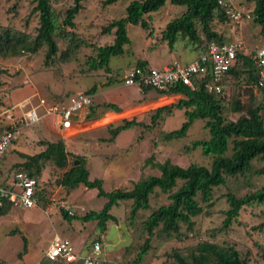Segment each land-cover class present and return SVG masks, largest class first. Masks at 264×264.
<instances>
[{"label":"rangeland","instance_id":"1","mask_svg":"<svg viewBox=\"0 0 264 264\" xmlns=\"http://www.w3.org/2000/svg\"><path fill=\"white\" fill-rule=\"evenodd\" d=\"M105 1L83 0L82 9L76 15L74 28L71 29L62 23L66 11L73 5V0H50L53 14L58 21V31L55 35L58 52L51 61L47 62L45 59L47 51L45 46L34 53L21 52L15 57L5 58L0 54V115L25 100L33 106L38 104L39 99L46 100L48 104H65L73 95L87 94L91 89L94 91L106 89L114 82L113 87L118 88L119 91L114 93V102H112L116 109L122 107V98L139 95L138 87L124 85V74L134 68L138 62H146L147 67H151L149 64L152 61L154 64L157 58L166 54L167 47L162 39V32L166 25L180 17L186 8L173 6L167 0L159 11L144 16L149 25L148 30L128 24L126 31L130 44L124 47L123 55L110 59V71H107L103 67H95L98 49L112 45L115 36L114 30L109 34H103L102 30L113 20L124 18L127 6L134 0H117L113 4H105ZM228 1L248 17H244L241 25L228 20L221 22L215 18L211 24L212 31L223 42L241 36L248 53L251 54L256 49L264 48L261 27L253 21V4L244 0ZM33 8L32 0H0V34L7 29L10 32L25 34L33 40L39 27L38 14L33 12ZM197 30L201 40L199 50H195L193 44L182 37L176 41L178 63H188L204 50L208 41L198 24ZM72 46L76 47L71 49ZM241 69L237 68L239 75H228L229 77L217 83L222 93L205 89L208 93L217 94L222 98L223 115L227 120L233 121L238 118V115L229 110L230 103L236 100L245 106L252 101L256 106H262L261 116L264 120V91L257 89L248 79L245 72L247 69ZM150 91L157 93L153 89ZM178 95L168 96L170 100L164 107L173 106L185 99ZM95 105L93 102L91 108L85 109L88 115L87 121L96 120L91 119L94 116V109L96 111L99 108L98 115H103L107 110L105 104L100 101L97 107ZM135 110L120 120L96 123L88 130L78 133L76 138L81 136L76 140L81 143L79 146L67 144L69 140L62 137L58 129L60 122L58 114L46 115L35 126L23 128L25 130L13 143L8 154L14 156L16 161H20L23 159L21 155H35L43 151L44 142L59 140L66 142V150L68 146L71 150L93 153L97 149L85 147L83 141L85 133L93 132L87 135V137L94 135L92 139L99 137L98 139L102 141L104 139L110 141L109 129L120 125L126 119L135 121L138 126L122 131L115 137L111 147L104 146L103 149L98 150L97 154L107 155L109 158L105 160L103 157L100 160L93 156L88 160L90 180H101L106 192L130 189L142 175L159 176L158 169L153 166L154 163L170 161L182 168L192 164L210 168L212 156H204L200 148L188 150L193 141L209 138L204 120H196L183 139L169 141L164 135L181 127L186 120L184 109L173 111L171 115L162 113L155 123H152L151 117L158 110L157 107L147 111ZM21 112L15 109V117H20ZM99 130L101 132H95ZM85 141L91 143L90 139L86 138ZM231 148L230 144L227 156L232 154ZM116 150L121 151L116 153ZM114 153L116 154L113 157H122L120 162L123 165L110 158ZM74 156L69 153L70 162ZM150 157H152L150 164L145 163ZM16 164L18 163L5 162L3 170L7 173L15 172ZM63 173L64 170L46 164L42 175L38 177L40 186L37 191L40 193L37 206L32 209L13 208L0 216V264H25L20 263L19 254H22L21 261L26 254L29 255L27 264H40L44 259L45 250L55 235L68 238L82 255L87 254L94 243H98L101 247L99 258L105 261V264H134L135 261L136 264H174L169 257L174 249L187 254L201 242L219 246L227 244L234 247L240 257L246 259L249 264H264L261 258L264 251V235L259 231V225L264 223V205L252 204L243 207L239 216L227 228L223 226L225 212L229 209L226 194L231 193L240 198L261 189L264 186V161L255 160L249 173L227 178L225 186L213 189L211 207H206L199 201L203 213L192 219L194 222L192 232H187L186 226H182L180 242L177 238H160L155 232L154 237L150 238L147 253L139 260L137 259L140 247L146 237L145 232H142V221L147 218L148 212L141 213L131 225L127 219L129 204H120L110 211L115 221H109L106 231L102 233L97 222H84L82 218L91 211L99 212L106 200L97 197L96 189H87L83 186L67 192L58 184ZM119 173L130 174L128 177L130 181L118 182L109 179V176H117ZM130 182H133L132 185L128 184ZM166 202V195L158 192L157 196L152 198V208H158ZM61 203L75 219L68 221L62 217Z\"/></svg>","mask_w":264,"mask_h":264},{"label":"trees","instance_id":"2","mask_svg":"<svg viewBox=\"0 0 264 264\" xmlns=\"http://www.w3.org/2000/svg\"><path fill=\"white\" fill-rule=\"evenodd\" d=\"M83 0H73V5L66 11L63 25L71 29L74 28V19L82 9ZM117 0H106L105 4H113ZM170 4L177 7H185L184 13L170 21L162 32V39L169 50H172L176 41L180 37L190 41L195 50H199L201 43L197 30L200 25L206 40L203 54L209 43H224L221 38L212 31L211 24L215 18L221 22L230 21L223 8L218 4L219 0H169ZM253 4V21L261 27L264 35V0H244ZM34 4L33 12L38 14L39 27L33 40L22 33L3 30L0 34V54L3 57H15L21 52L34 53L41 47H46V61H51L57 55L58 45L55 35L58 31V21L53 14L50 0H32ZM167 0H134L126 8L124 18L113 20L103 28V34H109L114 30L115 40L112 45L98 49L96 68H105L110 71L109 63L112 57L124 54V47L130 44L126 26L128 24L139 26L143 30H148V22L145 15L159 11ZM76 46H72L74 49ZM199 54L197 57H199ZM135 67L147 68L146 62H138ZM240 67L247 73L248 79L255 85L258 81L257 69L250 58L238 54L237 62L232 67L229 75H239L237 68ZM241 69V70H242ZM1 72V71H0ZM206 80H193V89L177 86L171 87L167 91H156L159 94H180L185 99L180 100L173 106L162 107L156 110L152 117V123L162 113L173 114V111L184 109L185 121L177 130H173L164 135L166 140H179L186 137L190 127L196 120H204L205 128L208 130L207 140H197L191 143L188 150L201 149L204 156H212L213 160L210 168L189 165L182 168L172 164L170 161L154 163L158 169L159 176L145 175L133 184L130 189H115L106 192L103 189L102 181L99 179L90 180L86 168L85 159L74 156L70 162L62 140L57 142H44L45 149L35 155H21L23 163L16 164L15 172L25 173L30 178L38 177L43 173L46 164H50L57 169L64 170L58 180V184L67 192L76 190L79 186L87 189H96L97 197L106 200L99 212L91 211L82 220L84 222H97V226L102 233L106 231L109 221H115L110 211L120 204H129V215L127 217L131 225L143 212H148L147 218L142 221V232L146 237L140 247L138 259L142 258L149 249L150 238L157 232L158 237L164 239L177 238L181 241V228L186 226L187 232H192L194 228L193 218L203 213V208L199 201L206 207L212 205L213 189L226 185L227 178L244 176L250 172L252 163L264 161V120L261 116L262 106H256L252 101L249 105H243L239 100L231 102L229 110L238 115L236 120H227L223 115V100L219 95L208 93L205 89ZM142 92H148L151 88L140 87ZM264 91L262 89H259ZM94 92L91 89L87 94ZM107 108L117 110L114 105H107ZM138 126L133 120H123L122 123L109 129L110 139L113 140L120 132L130 130ZM232 145V154L227 153ZM152 157L145 163L150 164ZM40 186V185H39ZM160 192L166 195L167 202L158 208H152V198ZM40 191H37V203ZM229 209L225 212L223 226L227 228L233 220L239 216L243 207L252 204L264 205V186L243 197H236L231 193L226 194ZM11 208L5 205L0 208V216L5 215ZM61 215L65 220L75 219L70 213L62 208ZM259 231L264 235V223L259 225ZM26 252V249L23 251ZM169 257L174 264H249L246 259H242L238 251L227 244L222 246L209 242H201L193 247L187 254H182L179 249H174ZM264 262V251L261 254ZM22 259V254L18 255ZM49 264H68L60 260H49L44 257L40 262ZM80 264V263H73ZM105 264V263H104ZM136 264V261L135 263Z\"/></svg>","mask_w":264,"mask_h":264},{"label":"built area","instance_id":"3","mask_svg":"<svg viewBox=\"0 0 264 264\" xmlns=\"http://www.w3.org/2000/svg\"><path fill=\"white\" fill-rule=\"evenodd\" d=\"M218 4L232 23L242 24L245 14L241 13L231 1L219 0ZM238 54L250 56L258 74L255 86L257 89L264 90V48L256 49L252 54L248 53L239 35L229 42L209 43L203 54L186 64L175 61L162 68L134 67L126 72L123 83L128 87H148L155 91H167L177 86L193 89V80H206L205 88L208 91L222 93L217 83L229 75L237 62ZM91 104L92 96L82 93L69 97L65 104H48L44 99L38 100V108L43 110V116L52 114L60 116L58 127L63 132L71 129L73 119ZM30 106V103L25 100L20 105L3 111L0 115V208L5 205L17 209H32L37 206L36 193L40 185L37 179L30 178L22 172L7 173L3 170V158L9 151L11 143L18 137L20 128L34 126L41 119L36 109ZM15 109L22 111L20 117H15ZM25 109L27 110L24 111ZM61 206L64 207L62 203ZM100 252V245L94 243L91 250L82 255L68 238L55 235L45 250L44 257L68 264L77 262L104 264L105 261L99 258Z\"/></svg>","mask_w":264,"mask_h":264},{"label":"crops","instance_id":"4","mask_svg":"<svg viewBox=\"0 0 264 264\" xmlns=\"http://www.w3.org/2000/svg\"><path fill=\"white\" fill-rule=\"evenodd\" d=\"M176 52H177V47H175V45H174L173 49L171 50V52L169 51V49L167 47L166 54H164L161 58H157L156 59V62H154V64H153V61H152V63L149 64V65H151V67L162 68V67H165V66L169 65L172 62H175V61L178 62V60L176 58ZM196 58H197V55H195L194 58L192 60H190L189 62L194 61ZM227 77H229V76H227ZM114 84H115V82L112 83V84H110L109 86H107L106 89H97L94 92H92V94H91V96H92V104L94 102L96 104L95 107L98 106L99 101L102 104H105V106H107V105H113L112 102H114L113 101L114 93L115 92H119L117 90L118 88L113 87ZM137 92H138L139 95H137L136 97H124V98H122V100H121L122 107L121 108H118L117 110H112V109H108L107 108V110H105V112H104L103 115H98L99 108H97L96 111L94 109L93 110L94 111V116L91 119H96V120L87 121V119H86L88 117L87 113H85V110L81 111L73 119V126H72L71 129L63 132L58 127L59 131L61 132L62 137L64 139L69 140V143H67V144H72V145L79 146V145H81V143L79 141H76V140H78L81 136H79V137L76 138V135L78 133L84 132L85 130H88L90 127H92V125H94V124L96 125V123L97 124H101V123H109V122H114L116 120H120L121 118H124L126 114L130 113L132 110H135V109L136 110L138 109L139 111L153 110L156 107L158 109H160V108H162L161 106L164 107V105L170 100V98L168 96L171 95V94H159V93H155L153 91L142 92L141 88H139V87L137 88ZM178 96H180V98L183 97L180 94ZM92 104H91V106L88 107V109L92 107ZM18 105H20V103ZM30 107L35 108L36 111H37V113H38V115H41V119H43V117H44L43 116V110H40V108H38V104L37 105H34V106L31 105ZM86 110H87V108H86ZM41 119H40V121H41ZM124 120H126V119H124ZM23 128H25V127H23ZM23 128H20L19 135L16 138V140H14L11 143V146H10L9 150L11 149L13 143H15L19 139L20 135L25 130V129L23 130ZM95 132L98 133V132H101V130L95 131ZM92 133L93 132H87V133H85L84 138H83V141L85 142V147H92L94 149H97V150H95V152H93V153H89V152H85V151L79 152V151H76V150L68 149V146H67V150H66L67 153H71L72 155H75V156H79V157L84 158L85 159V162H86V168H87L88 160H89L90 157L96 156L100 160L103 157L105 158V160L107 158H109V156L107 157V155H103V154L101 155V154H97V153H98V150L103 149L104 146L111 147L112 146V143H114V139H115V138L113 140L110 139V141H106V139H104L102 141V140L98 139L99 137L97 139H92L94 137V135H91V136L87 137V135L92 134ZM120 133H122V132H120ZM119 134L117 136H119ZM86 138L87 139H90L91 140V143L86 142L85 141ZM65 148H66V145H65ZM132 149H133V147H132ZM119 151H121V150H118L116 153H118ZM8 153H9V151L7 152V154L5 155V157L3 158V165H4L5 162H9V163H15L16 162L18 164L24 162V159H22L20 161H16V158L14 156H12L11 154H8ZM116 153L112 154L110 156V158H114V160L115 161H118L120 165H123L122 162H120V159L122 157H120V158L113 157V156H115ZM129 162H127V164ZM127 164H125V165H127ZM87 170H88V168H87ZM88 173H89V171H88ZM129 176H130V174H128V173H125V174L119 173V174H117V176L116 175L109 176L110 177L109 179L110 180H114V181L116 180L118 182H121V181H125L126 180V182H128V181H130L128 179ZM132 183L133 182H130L128 184L132 185ZM11 209H13V208H11ZM28 257H29V255L26 254L24 256V258H23L22 261L19 260L20 263L27 264L26 261H28Z\"/></svg>","mask_w":264,"mask_h":264}]
</instances>
